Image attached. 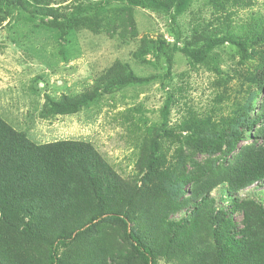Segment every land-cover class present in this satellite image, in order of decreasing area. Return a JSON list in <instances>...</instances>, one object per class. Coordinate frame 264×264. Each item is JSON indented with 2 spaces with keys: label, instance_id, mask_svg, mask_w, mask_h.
<instances>
[{
  "label": "rangeland",
  "instance_id": "1",
  "mask_svg": "<svg viewBox=\"0 0 264 264\" xmlns=\"http://www.w3.org/2000/svg\"><path fill=\"white\" fill-rule=\"evenodd\" d=\"M34 5L31 1L23 6L36 14L28 20L18 15L21 8L13 7L4 18L0 14V117L37 144L64 139L91 144L113 171L107 188L111 208L127 210L130 227L159 236V241L154 239L156 264L201 263L195 257L198 251L214 247V212L220 213L218 219L229 218L242 227L244 201L264 209V185L240 190L232 204L227 183L214 175L232 167L263 124H256V130L241 126L244 138L228 156L224 144L212 146L207 135L197 136L193 128L229 131L259 113L264 102V0H188L174 18L173 6L164 10L123 0H44ZM43 12L49 16L39 14ZM117 64L133 78L108 84L109 70ZM93 89L94 98L75 112L60 114L49 107V100L62 95L76 98ZM169 94L171 134H160L150 162L149 143L160 133ZM192 139L193 143L186 141ZM202 139L207 140L208 151L195 147ZM180 154L186 157L182 169ZM191 177L200 184L213 181L206 193L208 214L196 215L197 223L186 224L185 232L171 243L168 223L186 217L187 211L162 201H169L172 185L181 183L186 198ZM86 199L90 198L79 204ZM2 204L0 226L15 225L0 233V261L27 264L23 258L6 257L2 250L8 253L7 249L19 253L29 249L43 260L39 252L46 256L59 221L44 230L33 217L21 215L16 204ZM260 221L259 243H264V213ZM26 224L31 225L32 239L39 241L30 244L22 238ZM121 236V223H96L92 232L75 235L70 245L58 249L60 264H140L126 245L122 247ZM187 240L199 245L195 255L188 254ZM259 254L264 255V246Z\"/></svg>",
  "mask_w": 264,
  "mask_h": 264
},
{
  "label": "trees",
  "instance_id": "2",
  "mask_svg": "<svg viewBox=\"0 0 264 264\" xmlns=\"http://www.w3.org/2000/svg\"><path fill=\"white\" fill-rule=\"evenodd\" d=\"M31 1H35V7L44 0H0V14H4L5 16L2 17L4 18L12 13L13 7L18 10L21 8L23 14L20 11L18 15L24 16L28 20L36 15L26 11L23 7L30 5ZM123 1L130 5L143 4L164 10L173 6V18L184 10L188 2V0ZM39 14L49 16L44 12ZM38 17L40 16L38 15ZM163 44V41L159 42L160 50ZM238 45L242 49L244 48L243 43H238ZM175 49L176 46L172 45L171 50ZM168 59L170 60V58ZM169 69L170 65L167 70ZM109 72L108 84L111 85L120 82L123 78H133L130 72L123 71L120 64L113 66ZM95 94L96 89L79 93L76 98L62 95L57 100H49L48 104L51 111L55 113H72L94 98ZM171 100L172 97L169 94L162 108L160 133L155 134L150 140L148 148L150 162L154 161L157 139L161 137L160 134H171L167 129V115ZM261 104L259 113L252 117L251 122L245 119L240 126H231L229 131L216 130L213 132L214 128H211L208 132L200 130V126L193 127L197 136L207 135L212 141V146L220 147L224 144V153L228 156L234 151L237 143L244 138L245 132H240L241 126L245 128L254 127L256 130V124H263L262 129H257L256 133L252 135V142L241 148L239 157L234 161L232 167L227 171H225L226 168H222L221 173L220 171L214 173V175L217 174L216 180L219 179V181L227 183V196L231 199L232 204L236 202L237 193L240 190H244L255 183L264 185V102ZM249 109L250 103H248L245 111ZM186 141L188 143L194 142L193 139ZM206 141L202 139V143L196 144L195 147L199 150L204 148L202 150L208 151L209 146L205 147ZM179 157L181 159L179 165L182 169L186 157L182 154ZM208 166L213 168V164L208 163ZM111 171L112 169L107 167L99 152L87 142L64 139L37 144L29 140L22 132L13 129L0 117V207H3L2 203L6 201L16 204L21 215L33 217L32 220L42 225L44 230H46V226H51L55 220L60 223L59 230L53 231V236L48 240L49 249L46 251V256L45 251L39 252L43 260L34 258V254L28 253L29 249L21 250L23 253L17 252L16 249H7L8 253L2 250L4 255L6 257L15 256L19 261L24 259L27 264H60L58 249L70 245L75 235L92 232L96 223L116 221L122 225V247L126 245L129 253L133 254L140 264H156L153 259L154 239L159 241V236L148 235L130 227L129 223L132 217L128 211L113 210L110 202L107 201L111 191L107 188L111 187L110 178L114 176L113 171ZM189 180H193V182H191L190 194L186 198H183L182 186L184 183H181L180 185H172V197L169 201H162L170 208L179 205L186 207L185 210L187 211L186 217L168 223H171L169 225L171 231L168 232V239L171 243L185 232L186 224L195 225L199 215L208 214L205 209L206 193L213 181L200 184L193 177ZM119 189V187L116 188V190ZM84 197L90 199H86L84 205L79 204V200ZM244 202L245 207L242 208L244 225L242 227H239L229 218L226 220L218 219L220 213L214 212L211 228L215 243L212 250L198 251V244L193 241H186L190 256L195 255L198 251L195 257L201 262L199 264H249L251 260L252 264H256L258 260H260V264H264V255L259 254L264 243H259L258 236L263 232L260 216H263L264 209L260 207V204L256 205L251 201ZM210 216L212 217V214ZM222 218H224V214H222ZM220 222L224 226H220ZM13 225L15 223L5 227L3 223L0 226V233L4 229H12ZM17 227L15 226V228ZM22 232L24 233L22 238L29 241L30 244L39 241L32 239L34 235L31 225H23ZM12 243L16 244L17 241L14 240ZM35 245H39V243ZM170 245L167 246L170 247ZM0 264L3 263L0 261Z\"/></svg>",
  "mask_w": 264,
  "mask_h": 264
}]
</instances>
